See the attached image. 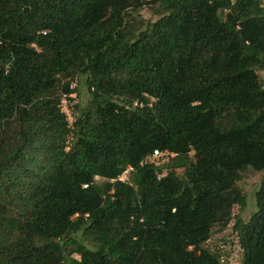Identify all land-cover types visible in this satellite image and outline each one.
I'll list each match as a JSON object with an SVG mask.
<instances>
[{
    "label": "trees",
    "instance_id": "obj_1",
    "mask_svg": "<svg viewBox=\"0 0 264 264\" xmlns=\"http://www.w3.org/2000/svg\"><path fill=\"white\" fill-rule=\"evenodd\" d=\"M259 71L264 0H0V264H264Z\"/></svg>",
    "mask_w": 264,
    "mask_h": 264
},
{
    "label": "rangeland",
    "instance_id": "obj_2",
    "mask_svg": "<svg viewBox=\"0 0 264 264\" xmlns=\"http://www.w3.org/2000/svg\"><path fill=\"white\" fill-rule=\"evenodd\" d=\"M138 16L144 21H154L157 18V7L154 5H143L138 10ZM260 79L264 82V72H258ZM71 86L76 88L72 93L73 100H63L62 109L68 116L69 121L72 120L70 109L74 110V103L79 99L78 95L83 94L82 85L78 79L71 81ZM123 179L128 177V170L122 175ZM264 177V170L255 171L252 168H247L242 172V178L237 182L239 188L246 194V206L240 211L237 205L232 208L234 215H239L246 220L250 213L255 209L254 192L258 184ZM98 179V178H97ZM234 219H232L225 226L215 225L212 228L211 236L204 244L205 247L219 254L220 258L225 264H240L241 249L237 241L236 232L233 229Z\"/></svg>",
    "mask_w": 264,
    "mask_h": 264
},
{
    "label": "built area",
    "instance_id": "obj_3",
    "mask_svg": "<svg viewBox=\"0 0 264 264\" xmlns=\"http://www.w3.org/2000/svg\"><path fill=\"white\" fill-rule=\"evenodd\" d=\"M64 99H62L63 102ZM170 155V153L166 150H154L147 158L146 160L148 162H151L153 164H160L162 162H164L165 160H167L168 156ZM131 167H128L125 171L129 170ZM125 171L118 177L119 180H123V174L125 173ZM164 174V173H162ZM162 174H158V177L161 176Z\"/></svg>",
    "mask_w": 264,
    "mask_h": 264
}]
</instances>
